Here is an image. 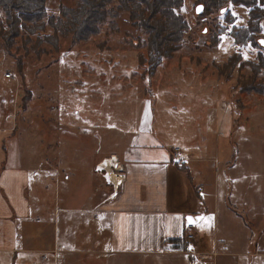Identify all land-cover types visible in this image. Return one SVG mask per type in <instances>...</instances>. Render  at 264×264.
<instances>
[{
    "label": "rangeland",
    "instance_id": "obj_1",
    "mask_svg": "<svg viewBox=\"0 0 264 264\" xmlns=\"http://www.w3.org/2000/svg\"><path fill=\"white\" fill-rule=\"evenodd\" d=\"M60 3L75 6L78 0H48V12L59 17ZM202 5L201 0H184L178 9L188 22L184 38L152 71L148 33L129 11H121L115 25L112 19L103 22L98 33L77 43L69 31L47 38L49 24L33 32L30 22H20L8 44L0 34L1 125L15 126L20 141L33 145L27 153L35 166L47 158L46 170L65 169L69 192L78 197L70 199L72 204L86 201L82 196L88 190L105 198L118 189L101 162L116 158L127 145L125 130L131 134L139 126L149 127L155 114L153 128L171 117L172 130L163 137L180 144L185 154L187 146L194 147L196 157L208 160L209 177H225L222 167L235 164L231 201L264 233V92L251 91L264 87V69L256 74L251 66L262 52L264 19L258 32L247 33L254 42L240 43L234 36L251 22L252 10L264 11V0ZM4 18L3 12L0 28ZM193 135L203 151L189 142ZM79 214L83 220L89 217L54 207L46 220L58 229L62 215L74 220ZM197 241L195 233L203 257L216 255Z\"/></svg>",
    "mask_w": 264,
    "mask_h": 264
},
{
    "label": "crops",
    "instance_id": "obj_2",
    "mask_svg": "<svg viewBox=\"0 0 264 264\" xmlns=\"http://www.w3.org/2000/svg\"><path fill=\"white\" fill-rule=\"evenodd\" d=\"M154 117L147 128L125 130L127 145L101 162L120 168L114 170L120 174L118 189L105 198L88 190L79 204L70 202L78 197L69 192L65 169L46 170L47 158L45 168V162L35 166L27 153L33 145L20 141L15 126L0 122V264H264L262 228L231 201L235 164L222 167L225 177H209L208 160L196 157L194 147L181 151V161L174 159L173 148L182 146L163 137L172 130L171 117L153 128ZM189 142L203 151L195 135ZM54 207L89 217L62 215L57 229L46 220ZM188 223L198 246L216 255L185 250Z\"/></svg>",
    "mask_w": 264,
    "mask_h": 264
},
{
    "label": "trees",
    "instance_id": "obj_3",
    "mask_svg": "<svg viewBox=\"0 0 264 264\" xmlns=\"http://www.w3.org/2000/svg\"><path fill=\"white\" fill-rule=\"evenodd\" d=\"M47 1L0 0V14L5 13L4 21L1 20L0 34L6 44L19 31L20 22H30L34 26L33 32L37 29H44L49 24L52 32L47 35V38H52L61 31L65 34L69 31L72 34L73 42L87 41L99 32L103 22L112 19L110 22L115 25L114 20L124 10L129 11L131 19L139 22V25L148 33L150 54L147 61L152 64V71L167 52L180 46L185 31L188 29L187 20L178 11L184 0H78V4L75 6L60 3L58 5L59 17L48 12ZM224 1L201 0V3L205 8H212ZM235 1L252 5L256 0ZM20 11L22 12L20 13ZM40 18L44 21L42 19L38 21ZM263 19V10H252L251 22L246 27L234 31L235 39L240 43L248 39L254 42L253 35L247 37V33L258 32ZM28 28L32 30L30 27ZM212 42L215 43L216 40L213 39ZM260 46L262 52L258 55L257 63L249 64L256 74L264 69V45ZM236 60L233 58L231 62ZM246 90L248 89L246 88ZM253 90L263 93L264 87L251 91Z\"/></svg>",
    "mask_w": 264,
    "mask_h": 264
},
{
    "label": "built area",
    "instance_id": "obj_4",
    "mask_svg": "<svg viewBox=\"0 0 264 264\" xmlns=\"http://www.w3.org/2000/svg\"><path fill=\"white\" fill-rule=\"evenodd\" d=\"M6 76L11 77L12 73L10 71L5 73ZM180 147L175 146L173 148V157L176 160L181 159V153H180ZM188 230L185 234V250L188 252L192 253L193 255L200 256L201 254L199 253L196 243H195V233L191 228L193 227V223H188Z\"/></svg>",
    "mask_w": 264,
    "mask_h": 264
},
{
    "label": "bare ground",
    "instance_id": "obj_5",
    "mask_svg": "<svg viewBox=\"0 0 264 264\" xmlns=\"http://www.w3.org/2000/svg\"><path fill=\"white\" fill-rule=\"evenodd\" d=\"M108 170V174L110 176V178L117 183L120 177L119 173H116L113 169H112V164L107 168Z\"/></svg>",
    "mask_w": 264,
    "mask_h": 264
},
{
    "label": "water",
    "instance_id": "obj_6",
    "mask_svg": "<svg viewBox=\"0 0 264 264\" xmlns=\"http://www.w3.org/2000/svg\"><path fill=\"white\" fill-rule=\"evenodd\" d=\"M203 6V5H202ZM197 12H200V8L199 7H197ZM264 45V44H263Z\"/></svg>",
    "mask_w": 264,
    "mask_h": 264
},
{
    "label": "snow or ice",
    "instance_id": "obj_7",
    "mask_svg": "<svg viewBox=\"0 0 264 264\" xmlns=\"http://www.w3.org/2000/svg\"><path fill=\"white\" fill-rule=\"evenodd\" d=\"M189 221L191 222V218H189Z\"/></svg>",
    "mask_w": 264,
    "mask_h": 264
}]
</instances>
